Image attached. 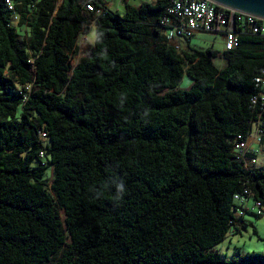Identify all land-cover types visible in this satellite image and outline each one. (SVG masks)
<instances>
[{
    "label": "trees",
    "instance_id": "trees-1",
    "mask_svg": "<svg viewBox=\"0 0 264 264\" xmlns=\"http://www.w3.org/2000/svg\"><path fill=\"white\" fill-rule=\"evenodd\" d=\"M122 2L0 0V264H264L213 250L247 226L235 196L264 206L236 148L264 122V35L197 50L172 0Z\"/></svg>",
    "mask_w": 264,
    "mask_h": 264
},
{
    "label": "built area",
    "instance_id": "built-area-1",
    "mask_svg": "<svg viewBox=\"0 0 264 264\" xmlns=\"http://www.w3.org/2000/svg\"><path fill=\"white\" fill-rule=\"evenodd\" d=\"M5 6L9 11L15 10L14 0H4ZM58 0V5H59ZM62 3V1H61ZM89 11H94L91 4H87ZM169 13L176 18L178 24H170L168 37L170 39L187 38L192 39L198 33L221 34L224 37V47L226 50L235 49L238 44V28L246 27L254 33L264 35V20L252 15L242 14L228 8L218 6L210 0H172ZM16 18V17H15ZM263 81L262 79H258ZM264 100V95L262 97ZM254 99L253 102H256ZM264 125V122H263ZM259 122L254 131L250 134L247 141L237 142L236 148L241 151V160L245 167L251 166L264 167V161L260 162V152L254 149L253 145H258L264 153V129ZM254 152L255 157L248 158L249 152ZM246 156V157H245ZM250 191H245V196H235L243 210L241 216L252 211L264 216V206L260 202H255L253 209H249L248 202L253 198Z\"/></svg>",
    "mask_w": 264,
    "mask_h": 264
},
{
    "label": "rangeland",
    "instance_id": "rangeland-1",
    "mask_svg": "<svg viewBox=\"0 0 264 264\" xmlns=\"http://www.w3.org/2000/svg\"><path fill=\"white\" fill-rule=\"evenodd\" d=\"M59 1V5H61ZM112 11L119 12L121 15L125 13V4L122 0H103ZM143 2H149L152 0H142ZM132 5L139 6L141 4L140 0H132ZM24 34V33H22ZM95 40V30H91L86 36L80 39V51L76 58L78 61L82 57L89 54L92 45H94ZM183 48L188 49L187 43H183ZM190 46L197 50H208L215 49L222 52L224 49V40L221 36L207 33H198L194 36L191 41ZM218 65H223L224 60L221 58L215 61ZM191 86V80L188 77H184L180 88L183 90H188ZM255 150L260 152V162L264 161V153L260 146L253 145ZM255 204L252 198L249 202V209H253ZM245 220L249 222L245 228H243L240 233L234 236H229L214 247V251L219 253L223 261H230L232 258L239 259L240 256H245L247 254H264V217H256V212H250L245 216Z\"/></svg>",
    "mask_w": 264,
    "mask_h": 264
},
{
    "label": "water",
    "instance_id": "water-1",
    "mask_svg": "<svg viewBox=\"0 0 264 264\" xmlns=\"http://www.w3.org/2000/svg\"><path fill=\"white\" fill-rule=\"evenodd\" d=\"M218 6L264 20V0H210Z\"/></svg>",
    "mask_w": 264,
    "mask_h": 264
},
{
    "label": "crops",
    "instance_id": "crops-1",
    "mask_svg": "<svg viewBox=\"0 0 264 264\" xmlns=\"http://www.w3.org/2000/svg\"><path fill=\"white\" fill-rule=\"evenodd\" d=\"M131 1H132V0H125V2H127V3H129V4H131ZM140 2H141V4H142V3H145V2H143L142 0H140ZM141 4H140V5H141ZM86 37H87V35H86ZM244 222H245L247 225L249 224V222H247L245 219H244Z\"/></svg>",
    "mask_w": 264,
    "mask_h": 264
},
{
    "label": "bare ground",
    "instance_id": "bare-ground-1",
    "mask_svg": "<svg viewBox=\"0 0 264 264\" xmlns=\"http://www.w3.org/2000/svg\"><path fill=\"white\" fill-rule=\"evenodd\" d=\"M16 6V5H15Z\"/></svg>",
    "mask_w": 264,
    "mask_h": 264
}]
</instances>
